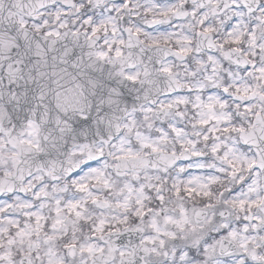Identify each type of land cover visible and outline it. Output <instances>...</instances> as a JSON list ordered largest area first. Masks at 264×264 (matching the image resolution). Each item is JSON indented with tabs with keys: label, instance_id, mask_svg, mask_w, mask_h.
<instances>
[{
	"label": "clouds",
	"instance_id": "obj_1",
	"mask_svg": "<svg viewBox=\"0 0 264 264\" xmlns=\"http://www.w3.org/2000/svg\"><path fill=\"white\" fill-rule=\"evenodd\" d=\"M15 2L4 0L5 16L9 11H17L13 7ZM228 2H235L237 7H229L227 11L221 9V20L208 15V6L201 11L196 0H131V8L118 5L117 0H101L99 5L97 0H37L36 3L25 0L23 20L26 28L23 31L29 33V39L42 37L48 29H58L69 35L57 43L56 51L39 57L35 53L20 56V49L12 51L21 29L6 24L5 37H0V66L15 63L17 58L22 60L25 79L20 80L17 87L30 89V107L24 112L36 124L33 134L29 135L26 123L17 115L18 110L10 104L5 92L0 98V179L15 178L19 165L25 169V178L33 187L49 185L47 206L42 210L47 218L46 225L32 236L31 245L25 240L23 244L17 242L11 246L14 264H21V261L28 264L29 258L31 264H49L50 259L62 260L63 264H104L102 258L112 264H121L122 260L131 261L129 253L133 249L140 258V249L153 247L146 237H156L155 246L159 248L160 235L169 232L175 234L174 240L178 243L174 244L172 237L164 235L167 250L194 248L204 257L198 264H264V230L249 227L248 233H244L236 222V217L242 218L244 214L236 212L231 204L241 193L255 197V192H249V186L257 180L259 194L264 197V168L259 167L264 161V75L256 70L264 67V51L251 48L250 41L243 38L253 21H258L253 25L257 37L264 33V9L259 8L264 0H247L252 11L239 7L246 0ZM217 3L219 0H214L212 7ZM84 9L92 14L95 23L107 28L106 32L102 30L98 34L93 48L87 46L83 37L91 27L84 24ZM192 9L197 12L195 17L191 15ZM186 12L188 15H183ZM205 15L215 28L211 34H204L198 23ZM44 21H47L46 26ZM229 21L239 25L236 34L241 35L243 49L226 59V53L241 49V44L224 43V25ZM37 24L39 31L35 27ZM137 27L141 28L138 36L134 35ZM73 32L81 34L78 44L73 43ZM205 35L212 38L214 47L206 43L201 46ZM105 39L117 41L114 47L122 48L123 56L119 60L114 57L100 60L94 55L96 51L106 50ZM186 39L191 40L193 53L190 57L178 58L174 52L187 46ZM119 40H124V45H120ZM130 40L137 46L129 48ZM153 40H159V45L154 46ZM197 48L200 50L196 51ZM141 49L147 56L162 57L170 63L172 74L159 72V64L152 65L151 82H146L138 55ZM253 52L256 55H252ZM129 63L133 66L129 67ZM16 68L21 65L16 64ZM137 72L140 75L135 83L124 79L125 74ZM0 86L7 89V81ZM224 88L228 89L227 93ZM179 100L183 103H178ZM148 108L152 111H146ZM13 116L20 120L19 126ZM173 127L182 130L179 137L172 131ZM205 135L208 140L204 139ZM27 140L41 143L43 149L36 151L27 143H21ZM53 141L55 150L51 148ZM152 146L158 151L154 152ZM213 147H217V151L213 152ZM129 150L136 159L128 157ZM41 156L43 162H57L58 181L46 175L41 178L42 173L37 172ZM253 161L257 165L255 169L248 167ZM29 166L34 173L30 178ZM133 166L138 171H132ZM125 171L128 175L118 174ZM96 175H100L101 182L89 179V189L98 194L101 202L108 200L110 206L98 208L89 199L85 213L89 217L87 223L77 222L66 211L57 217L54 199L58 196L63 202L66 197H83V193L77 194L72 181ZM192 177H199L198 185H204L203 190L212 195L177 198L171 191L173 182L188 181ZM104 179L112 185L110 189L104 188ZM165 180L166 203L158 215L150 213L148 219L140 220L132 214L136 207L134 202L128 208L118 206L117 202L124 198L121 189L126 181L146 186L164 184ZM53 184L57 186L55 191L51 187ZM61 187L68 191H59ZM10 195L9 203L12 204L16 203L17 195L31 200L34 205L37 203L32 199V192L18 190L15 194H0V203ZM148 203L150 201L145 202V207ZM32 210L37 211V208ZM22 211L12 207L7 209L6 215L15 216L24 223ZM123 216H128V221L121 224ZM154 216L160 233L152 227ZM166 216L173 220L166 221ZM57 219L63 222L57 224ZM100 219L106 220L108 226L103 233H93L91 226ZM224 221L230 222L232 229L237 231L235 240L217 237ZM15 232L10 229L4 234V252L9 251L7 241ZM73 244L76 245L75 256L70 255ZM88 244L103 248V253L97 251L94 257L81 256L80 248ZM121 248L125 250L124 257L118 254ZM142 264L146 261L142 260Z\"/></svg>",
	"mask_w": 264,
	"mask_h": 264
},
{
	"label": "snow or ice",
	"instance_id": "obj_2",
	"mask_svg": "<svg viewBox=\"0 0 264 264\" xmlns=\"http://www.w3.org/2000/svg\"><path fill=\"white\" fill-rule=\"evenodd\" d=\"M37 0H33V3H36ZM101 0H97V5ZM196 2L200 5L201 11L208 6L209 7V14L213 17H220L221 20L223 18V13L221 9H224L225 11L228 10L229 7L235 8L237 7V4L235 2H232L231 4L228 2V0H219V3L216 4L215 7H212L214 0H196ZM255 2V0H254ZM4 0H0V37H5V25L11 24L13 29L19 28L21 29V33L19 38L15 39V45L16 47L12 48V51L16 52L17 49H20V56L28 55L30 53H35L36 56H46L50 51H56V45L58 42L67 39L68 33H61L58 29H48L43 32L42 37H33L32 39H29V33L26 31H23V29L26 28V24L23 20V13L25 11V0H16V2L13 4V7L16 8V12L9 11L8 15L5 16L4 14V7H3ZM118 5L124 6L126 8H131V0H117ZM41 7L44 5L41 4ZM191 8V6H188ZM241 9L248 8L249 11H252L251 7L247 4V0L244 5L239 6ZM260 9H264V3L259 4ZM119 10V9H117ZM31 12H35L34 9H29ZM85 11V18H84V24L91 25L90 28L87 29L83 33V37L85 41L87 42V46L89 48L95 47L96 39L98 37V34L104 30L107 31L106 26H104L102 23H95L93 21L92 14H89L87 12V9H84ZM168 11H165L163 14L167 15ZM253 15H255V12H252ZM183 15H188V13H184ZM191 15L195 17L197 15V12L195 9L191 10ZM208 15H205L203 18H201L198 23L200 27L203 30L204 34H211L215 28L214 25L210 24L208 21ZM233 19H236V17H233ZM127 23V20L125 21ZM219 22V21H218ZM154 24L158 23L157 21H153ZM258 23V21H253V25ZM45 26L47 25V21H44ZM253 25L248 26V32L243 35L244 39H247L250 41L251 48H259L262 51H264V33H261L259 37L256 35V29ZM37 31L40 30V25H35ZM61 27H64V25H61ZM239 29V25H233L231 21H229L227 24L224 25L225 30V39L224 43H231L232 45L241 44V49H234L233 53H226L225 58L231 59L234 52L241 51L243 49L241 35L236 34L237 30ZM129 32H131V29H128ZM113 34H115L116 29H112ZM141 32V28L137 27L136 32L134 35L138 36ZM73 37V43L78 44L80 39V33L73 32L71 33ZM199 35V33H198ZM117 41H109L107 39L104 40V44L106 46V50H99L94 53V55L99 58L100 60H108L112 57L119 60L123 56V51L121 47H114V44H116ZM118 43L120 45H124V40H119ZM159 40H153L152 44L154 46L159 45ZM177 43H180V41H177ZM207 44L209 47H214L215 45L212 42V38L209 35H205L204 38L201 41V46L203 44ZM187 46H181L176 49L174 52V55L178 58H184V57H190L193 53V48L191 46V40L186 39ZM129 48L136 47V44H133L130 40V42L127 45ZM223 44L220 45L221 48H223ZM200 49L197 48L196 51H199ZM145 50L141 49L139 55L140 58V64L143 67V75L146 78V82H151V76L153 75V67L152 65L159 64L161 67L158 69L159 72L171 75L173 72V66L168 63L166 60H164L162 57L158 56H147L144 54ZM67 55V52L64 53ZM252 55H256L255 52L252 53ZM131 59V58H130ZM211 59V58H209ZM147 61V62H145ZM16 64H20L21 68H16ZM133 64L129 63V67H132ZM226 66V65H225ZM24 65L22 64V60L17 58L15 60V63L9 62L6 65L0 66V85H3L5 83V80L7 81L8 88L5 89L2 86H0V98L3 97L4 93L7 92L10 98V104L15 106L18 110L17 115L21 116L26 123L28 133L29 135L33 134V130L36 127L35 121H33L28 114L24 112L25 108L30 107V104L28 102V97L30 95V89L24 88L21 89L17 87V84L20 80L25 79V75L23 72ZM252 67H255V65H252ZM215 70V69H214ZM259 73L264 75V67H259L256 69ZM140 73L137 72L136 74H125L124 79L126 81L135 83L138 80ZM211 78V77H209ZM237 91H239V88H237ZM224 92L227 93L228 89L224 88ZM178 103H183V100H179ZM168 107H171L169 105ZM211 107V105H209ZM221 107H224L223 104H221ZM247 110V109H246ZM146 111L151 112L152 109L148 108ZM13 119L15 120L17 126L20 124V120L17 119L16 116H13ZM202 123H207V121H202ZM225 131H228L227 128L224 129ZM163 131V129H161ZM172 131L176 134L177 137L181 135V129H178L176 127L172 128ZM212 131H215V129H212ZM167 135V134H165ZM205 140H208V136H204ZM21 143H27L30 148L35 149L36 151H41L43 149V145L39 142L33 144L31 140L27 141H21ZM183 144V141H181ZM189 143H192L189 141ZM56 143L53 141L51 143V148L55 150ZM193 147H195V144H193ZM152 150L158 151V149L155 146H152ZM213 152L217 151V147H213ZM128 157L132 159H136L135 154L129 150ZM194 155H199V153H194ZM41 163L37 166V172L42 173V176L49 177L52 181H58L59 176L56 174V164L57 162L55 160H48L46 162H43V157L41 156ZM249 168L255 169L257 167L255 161H253L251 164L248 165ZM259 167L264 168V161L259 165ZM93 172H96V169H92ZM132 171H138V169L133 166ZM25 169L17 165V172L16 177L8 179H0V194H3L5 192L10 194H15L17 190L19 192H32L33 196L32 199L35 200L37 203L34 205L31 200L28 199H21L19 195L16 196V203L12 204L9 203L11 200V195L9 196V199L4 201L3 203H0V264H14L12 260L11 255V246L15 245L17 242L23 244L25 240L29 241V244L31 245L32 242V236L34 234H38L42 228L46 225L47 218L43 215V209L47 206L48 198H49V192H48V184H41L39 186L33 187L30 180H26L24 175ZM67 174V170H65ZM28 177H32L34 173L31 170V166L27 169ZM119 175L126 176L128 175V172H122L118 173ZM94 179L98 183L101 182L100 175L96 176H89L79 177L78 180L74 179L72 181V185L75 187L77 194L83 193V197L72 196V197H66L63 202L62 200L57 196L54 199V205H55V213L57 217L60 216V213L63 211H66L69 216H74L77 220L83 221L87 223L89 220V217L85 215V213L88 210V203L89 199L93 205H95L98 208H105L110 206V202L108 200L100 201L98 194L91 191L89 189L88 180ZM138 179V176L136 177ZM159 180L160 178L157 177ZM199 177H192L188 181H175L171 185V191L177 198H183L184 196H187L188 198H191L192 195L197 196H203L208 197L212 195L210 191H205L204 185H198ZM209 180H213L212 177H209ZM103 185L105 189H110L112 185L107 179H104ZM25 184H27V187H25ZM167 184V181H164V184H156L153 185L151 183L147 184L146 186L141 183L138 186L135 183L126 181L122 186V193H124V198L121 201H118V206H123L125 208H128L131 206V204L134 202L136 207L133 211V215L137 217L140 220L148 219L150 213H154L158 215L163 209V206L166 203V192L168 189L165 187ZM53 190L55 191L57 186L53 184L51 186ZM61 192H67V188L61 187L59 189ZM249 192H255V197L248 196L246 193H241L240 198H234L231 201L233 209L238 213H243V217H236V222L238 225L242 226L243 232L248 233L249 227L251 228H258L261 230H264V197H262L260 193V187H259V181H254L253 185L249 186ZM133 198L134 201H133ZM150 201L148 203V206L145 207V202ZM12 207H19L21 208L22 215L25 218V222L21 223L19 219H17L15 216H8L6 215V211L9 208ZM36 207L37 211H33L32 209ZM181 213L183 214V209H181ZM221 216H224V213H221ZM166 221H172L173 218L170 216L165 217ZM42 221L44 222L42 224ZM128 216H123L120 218V223H127ZM251 221V224L249 222ZM63 221L61 219H57L55 223L60 224ZM152 227L157 232L160 233V229L157 224V220L155 219V216L153 217L152 221ZM108 226V222L104 219L98 220L95 224L91 226V231L93 233L100 232L103 233L105 227ZM10 229H15V236L11 237L7 244L9 246V251L4 252L3 251V237L5 233H8ZM137 231H140L139 228L136 229ZM164 235H167L169 237L173 238V243H178L174 240V233H164L161 234L159 237V248L156 247V237H146L148 243L153 244V247L149 249L148 247H144L140 249L139 251L142 252V256L140 258H137V250L133 249L129 254L132 256L131 261H121V264H142V260L146 261V264H169V261L171 264H198L199 261L203 260L204 257L196 251L194 248H189L186 251L177 247H173L171 251L167 250L166 241L163 238ZM217 237H230L231 239L235 240L237 238V231L232 229V224L228 221H224L219 229V231L216 233ZM95 239V237H93ZM123 240V237H121V242ZM111 245V241L108 242ZM223 243L221 244V247H223ZM243 246V245H242ZM68 247V245H66ZM205 247H201L200 252L202 253L205 250ZM72 251L70 252V255L75 256L76 255V245H71ZM160 249H165L163 252L160 251ZM115 251V249H113ZM101 252L103 253V248L97 249L94 245L88 244L84 245L80 248V255L84 256L85 254L89 256H93L95 252ZM118 254L120 257H124L125 250L121 248L118 251ZM104 259V264H112L111 261ZM21 264H24L23 261H21ZM28 264H31L30 258ZM49 264H63L62 260H49ZM86 264V262H84ZM95 264V262H94ZM247 264V262H245Z\"/></svg>",
	"mask_w": 264,
	"mask_h": 264
}]
</instances>
